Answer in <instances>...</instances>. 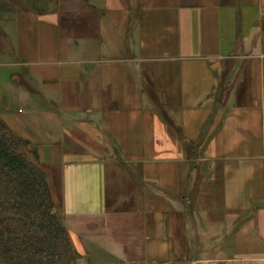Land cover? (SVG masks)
<instances>
[{"label":"crops","instance_id":"crops-1","mask_svg":"<svg viewBox=\"0 0 264 264\" xmlns=\"http://www.w3.org/2000/svg\"><path fill=\"white\" fill-rule=\"evenodd\" d=\"M0 118L90 262L264 264V0L21 10Z\"/></svg>","mask_w":264,"mask_h":264},{"label":"rangeland","instance_id":"rangeland-1","mask_svg":"<svg viewBox=\"0 0 264 264\" xmlns=\"http://www.w3.org/2000/svg\"><path fill=\"white\" fill-rule=\"evenodd\" d=\"M57 1L0 0V38L19 11L49 7ZM20 151L33 160L30 149L21 147ZM15 200L10 187L0 190V264H95L72 249L54 206L45 210L38 206L36 210L24 200L20 209L14 205ZM53 222L61 225L64 231L53 227ZM43 227L49 231L45 232Z\"/></svg>","mask_w":264,"mask_h":264},{"label":"trees","instance_id":"trees-1","mask_svg":"<svg viewBox=\"0 0 264 264\" xmlns=\"http://www.w3.org/2000/svg\"><path fill=\"white\" fill-rule=\"evenodd\" d=\"M21 147L25 148L23 141L0 119V190L10 187L16 198L14 205L20 209L24 200H28L29 207L36 210H39L38 206L43 207V210L53 208L45 175L39 169L35 155L32 154L33 160H29L20 151ZM51 225L62 232L63 227H59L58 223L53 222ZM43 230L49 231L44 227Z\"/></svg>","mask_w":264,"mask_h":264}]
</instances>
